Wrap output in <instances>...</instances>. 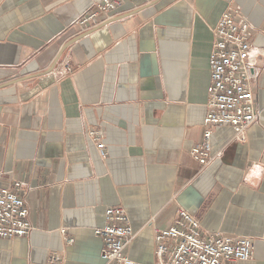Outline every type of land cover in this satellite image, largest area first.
<instances>
[{
	"label": "crops",
	"instance_id": "1",
	"mask_svg": "<svg viewBox=\"0 0 264 264\" xmlns=\"http://www.w3.org/2000/svg\"><path fill=\"white\" fill-rule=\"evenodd\" d=\"M122 2L112 19L78 24L97 11L92 0H0V188L25 185L34 228L0 239V264L56 252L102 264L94 231L112 206L130 216L125 254L138 263L158 264L155 230L182 208L206 234L254 241L237 264H264V178L252 175L264 177V0ZM236 8L253 31L261 122L240 142L215 128L217 157L203 167L190 149L205 131L212 30ZM90 129L105 133L107 157Z\"/></svg>",
	"mask_w": 264,
	"mask_h": 264
},
{
	"label": "built area",
	"instance_id": "2",
	"mask_svg": "<svg viewBox=\"0 0 264 264\" xmlns=\"http://www.w3.org/2000/svg\"><path fill=\"white\" fill-rule=\"evenodd\" d=\"M96 12L78 22L87 24L97 19H112L122 8V0H92ZM213 33V50L210 56L211 82L208 88L207 115L204 119V136L201 144L190 149L191 156L203 167L209 166L213 155L214 129L230 126L235 140L240 142L250 128L261 122L262 109L256 105L254 85L257 71L252 62L250 23L239 9L224 11ZM66 70L72 69L67 65ZM88 138L100 156L107 157L105 133L90 129ZM27 188L19 181L0 188V239L13 240L29 236L34 228L26 201ZM65 234V232H63ZM101 239L102 264H141L125 254L134 240L135 232L130 216L123 207L105 210V225L95 229ZM69 246L73 238L66 239ZM158 264H237L252 259L254 241L250 238L228 237L221 232L203 231L199 218L179 208L173 223L166 229L155 230ZM47 264H64L59 253H53Z\"/></svg>",
	"mask_w": 264,
	"mask_h": 264
},
{
	"label": "clouds",
	"instance_id": "3",
	"mask_svg": "<svg viewBox=\"0 0 264 264\" xmlns=\"http://www.w3.org/2000/svg\"><path fill=\"white\" fill-rule=\"evenodd\" d=\"M252 175L253 176H256L258 179H260V178H264V177H262L261 176V173L257 170V171H254L253 173H252ZM249 179H251V177H249Z\"/></svg>",
	"mask_w": 264,
	"mask_h": 264
}]
</instances>
